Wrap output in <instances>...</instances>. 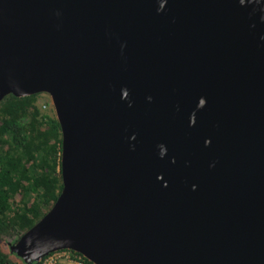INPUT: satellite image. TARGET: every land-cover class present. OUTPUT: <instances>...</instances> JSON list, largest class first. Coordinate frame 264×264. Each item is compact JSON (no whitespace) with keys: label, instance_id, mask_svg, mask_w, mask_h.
Here are the masks:
<instances>
[{"label":"water","instance_id":"1","mask_svg":"<svg viewBox=\"0 0 264 264\" xmlns=\"http://www.w3.org/2000/svg\"><path fill=\"white\" fill-rule=\"evenodd\" d=\"M40 93L63 188L26 263L264 264V0H0V103Z\"/></svg>","mask_w":264,"mask_h":264},{"label":"trees","instance_id":"2","mask_svg":"<svg viewBox=\"0 0 264 264\" xmlns=\"http://www.w3.org/2000/svg\"><path fill=\"white\" fill-rule=\"evenodd\" d=\"M39 95L10 94L0 103V264H32L10 244L47 213L63 188L61 125L53 110H42Z\"/></svg>","mask_w":264,"mask_h":264},{"label":"built area","instance_id":"3","mask_svg":"<svg viewBox=\"0 0 264 264\" xmlns=\"http://www.w3.org/2000/svg\"><path fill=\"white\" fill-rule=\"evenodd\" d=\"M63 261H67V264H89L83 260L82 256L74 255L69 250L53 252L41 262L42 264H61Z\"/></svg>","mask_w":264,"mask_h":264},{"label":"rangeland","instance_id":"4","mask_svg":"<svg viewBox=\"0 0 264 264\" xmlns=\"http://www.w3.org/2000/svg\"><path fill=\"white\" fill-rule=\"evenodd\" d=\"M38 103L40 107L42 108V110L44 111L53 110L54 111L52 100L48 94L40 93V95L38 96ZM61 264H67V261H63L61 262Z\"/></svg>","mask_w":264,"mask_h":264}]
</instances>
